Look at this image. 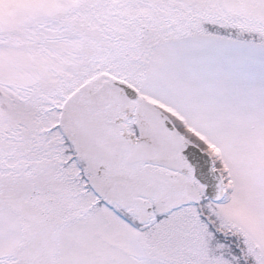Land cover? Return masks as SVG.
Returning <instances> with one entry per match:
<instances>
[{
  "label": "snow or ice",
  "instance_id": "6c2138e0",
  "mask_svg": "<svg viewBox=\"0 0 264 264\" xmlns=\"http://www.w3.org/2000/svg\"><path fill=\"white\" fill-rule=\"evenodd\" d=\"M0 264H264V0H0Z\"/></svg>",
  "mask_w": 264,
  "mask_h": 264
}]
</instances>
